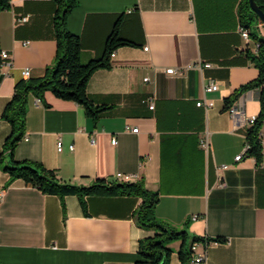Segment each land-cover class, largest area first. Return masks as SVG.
<instances>
[{
	"label": "crops",
	"instance_id": "crops-1",
	"mask_svg": "<svg viewBox=\"0 0 264 264\" xmlns=\"http://www.w3.org/2000/svg\"><path fill=\"white\" fill-rule=\"evenodd\" d=\"M75 1L66 26L79 38L82 63L103 56L116 26L132 45L117 48L111 67L87 82V99L105 107L96 119L50 92L44 101L31 96L14 158L41 163L76 184L142 181L158 194L157 218L184 229L187 240L203 239L191 259L264 264V125L260 162L247 154L235 160L245 147L248 120L260 112L258 91H245L225 106L258 76L247 53L257 52L264 27L253 21L245 28L248 41L241 37V0ZM56 8L53 0H10L0 11V52L9 56V64L0 66V157L11 132L2 112L15 84L42 77L53 65ZM21 17L27 22H17ZM210 82L218 89L205 93ZM234 105L241 111L236 119L227 111ZM205 133L208 152L200 143ZM84 200L83 208L76 195L43 194L10 180L0 165V264H133L139 240L153 234L133 217L141 198ZM180 244H171L169 264H181Z\"/></svg>",
	"mask_w": 264,
	"mask_h": 264
},
{
	"label": "trees",
	"instance_id": "trees-1",
	"mask_svg": "<svg viewBox=\"0 0 264 264\" xmlns=\"http://www.w3.org/2000/svg\"><path fill=\"white\" fill-rule=\"evenodd\" d=\"M57 8L53 17V29L56 41V54L53 65L46 69L44 76L27 78L18 81L14 86V93L4 107L2 118L11 126V132L3 144L0 157L2 170L8 174L10 180L21 179L41 191L43 194L76 195L82 207H85L86 196H135L141 198V203L133 213L136 224L145 230L152 231L151 236L142 238L138 242L137 258L133 264H169L173 250L171 244L180 241L178 257L181 264H188L191 260L194 243L203 241L202 238L192 237L187 240V232L156 217L155 208L159 201L157 192L149 190L142 181L124 182L115 179H94L89 184H76L63 180L55 171L46 169L41 163L16 160L14 150L25 134L26 115L29 98L35 97L44 101L45 93L50 92L56 98L73 101L84 107L86 115L96 119L105 109L94 106L86 95V86L90 76L99 69L111 67L113 52L131 42L121 38L117 26L106 41L103 56L88 63L80 60L81 45L78 36L72 34L66 26V19L76 7L75 0H53ZM264 8V0H255ZM10 7V0H0V11ZM242 28H248L253 21H259L251 10L248 0H241L238 11ZM250 36V32H249ZM256 39V36H253ZM256 53H247L249 59L258 70V76L251 82L244 84L226 100V107L239 94L248 90H257L260 102V112L253 124L247 130L249 150L247 155L260 162L262 145L259 132L264 125V39H258ZM1 61V58H0ZM215 241H220L216 239Z\"/></svg>",
	"mask_w": 264,
	"mask_h": 264
},
{
	"label": "built area",
	"instance_id": "built-area-1",
	"mask_svg": "<svg viewBox=\"0 0 264 264\" xmlns=\"http://www.w3.org/2000/svg\"><path fill=\"white\" fill-rule=\"evenodd\" d=\"M27 20H28V17H21V18L17 19V22H19V23H25V22H27ZM260 24H261V23H260ZM239 32H240L241 37H242L243 39H245V40L248 41V39H249V31H248L247 29H245V28L240 27ZM111 56H112V55H111ZM0 58H1L0 66H1V65L9 64V61H8L9 56H8L7 53L0 52ZM204 66H205V67H210V64H209V63H205ZM166 72H167V73H174L175 71H174V69H167ZM23 74H24L25 77H27V76H28V71L25 70ZM217 89H218L217 84L214 83V82H210V83L205 87V93H210V92L216 91ZM196 105H197L198 107H200L201 105H204L205 108H208V107H210L212 104H211V103L206 104V103L198 102V103H196ZM153 107H154V106H153V103H152V101H150V103H149V108H150V109H153ZM227 111H228V113L231 115V117H233L234 119L238 118L239 115H240V112H241L240 109H239V107H238L237 105L230 106V107L227 109ZM255 118H256V117H252V118H250V119L248 120V124H249V125L253 124V122L255 121ZM132 132H133V133H137V132H138V129H137V128L132 129ZM246 134H247V133H246ZM259 138H260V140H261V132H259ZM91 141L93 142V139H91ZM111 143H112L113 145H115V144H116V139L113 138V139L111 140ZM200 143H201V147L203 148V150H204L205 152H208L209 149H210V142H209V134H208V133H205V134H204V136H203V138L201 139ZM249 147H250V146H249V144H248V142H247V139H246V143H245V147H244L243 152H242L241 154L237 155V156L235 157V160H236V161L241 160V158L243 157V155H244V154H247V152H248V150H249ZM72 148H73V146H70V149H72ZM56 149H57L58 152H60V151L62 150V143H61V141H58V142H57ZM223 167H225V166H223ZM121 176H122L121 174H118V175H117V178H120ZM196 244H197V243H194V245L192 246V249L195 248ZM203 261H204V257H203V256H200V257H197V258H193V259H191L190 262H189L188 264H202Z\"/></svg>",
	"mask_w": 264,
	"mask_h": 264
},
{
	"label": "water",
	"instance_id": "water-1",
	"mask_svg": "<svg viewBox=\"0 0 264 264\" xmlns=\"http://www.w3.org/2000/svg\"><path fill=\"white\" fill-rule=\"evenodd\" d=\"M251 10L256 14L262 27H264V8L262 5L257 4L255 0H248Z\"/></svg>",
	"mask_w": 264,
	"mask_h": 264
}]
</instances>
